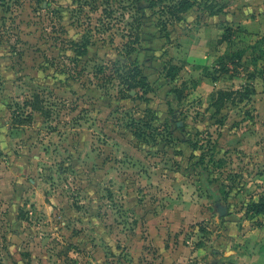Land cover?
Here are the masks:
<instances>
[{"label": "rangeland", "instance_id": "rangeland-1", "mask_svg": "<svg viewBox=\"0 0 264 264\" xmlns=\"http://www.w3.org/2000/svg\"><path fill=\"white\" fill-rule=\"evenodd\" d=\"M177 1L0 0V264H156L264 225V0Z\"/></svg>", "mask_w": 264, "mask_h": 264}, {"label": "crops", "instance_id": "crops-1", "mask_svg": "<svg viewBox=\"0 0 264 264\" xmlns=\"http://www.w3.org/2000/svg\"><path fill=\"white\" fill-rule=\"evenodd\" d=\"M263 222L264 216L249 217L250 222L257 220ZM223 238L217 242L223 245L222 249H214L209 242L193 245L169 243L170 248L163 246V242L158 243L159 254L162 256L156 264H264V225H254L248 221L230 225ZM9 246V245H8ZM15 246H10L9 251L15 250ZM6 253V258L12 264H24L22 257L10 252ZM10 263V261H9Z\"/></svg>", "mask_w": 264, "mask_h": 264}, {"label": "trees", "instance_id": "trees-1", "mask_svg": "<svg viewBox=\"0 0 264 264\" xmlns=\"http://www.w3.org/2000/svg\"><path fill=\"white\" fill-rule=\"evenodd\" d=\"M145 1H149V0H145ZM108 2H106L107 4ZM173 5H171L170 7H162V9H167L169 11L174 10V8L177 10V12L183 13L185 10L190 9L192 7L191 5V1L189 0H178L177 3H172ZM173 17H175L176 15L172 14ZM228 32V30H227ZM229 34L227 35H223L222 39H224V41H229L230 39ZM85 51V49H84ZM83 54V53H81ZM222 60H226L225 58H220V65L223 67L222 64ZM227 60L229 61V63L231 65H236L235 61V56L230 55L228 56ZM226 60V61H227ZM239 62V61H237ZM117 76H118V80H120L122 82V85L125 86V88L128 91H133V90H143L144 92L150 91V87L151 85L149 84L146 76L136 67H133L131 69H129L127 72L122 73V75L119 74V71L117 70ZM110 78V77H109ZM110 79H114L113 77H111ZM177 93V92H176ZM178 95V93H177ZM226 96V93L224 92H219L218 93V98L216 99L215 102H220L223 100V98ZM179 97V95H178ZM246 212L250 213L254 216H259L262 215L264 216V199H260L259 202L257 203H252L251 205H249L246 208Z\"/></svg>", "mask_w": 264, "mask_h": 264}, {"label": "water", "instance_id": "water-1", "mask_svg": "<svg viewBox=\"0 0 264 264\" xmlns=\"http://www.w3.org/2000/svg\"><path fill=\"white\" fill-rule=\"evenodd\" d=\"M220 214L223 215V213L225 212V210L223 208H219Z\"/></svg>", "mask_w": 264, "mask_h": 264}]
</instances>
